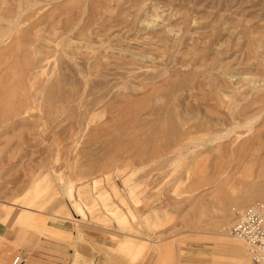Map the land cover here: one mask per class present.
<instances>
[{
	"label": "rangeland",
	"instance_id": "374dc122",
	"mask_svg": "<svg viewBox=\"0 0 264 264\" xmlns=\"http://www.w3.org/2000/svg\"><path fill=\"white\" fill-rule=\"evenodd\" d=\"M263 198L264 0H0V264H258Z\"/></svg>",
	"mask_w": 264,
	"mask_h": 264
},
{
	"label": "built area",
	"instance_id": "2783aa9c",
	"mask_svg": "<svg viewBox=\"0 0 264 264\" xmlns=\"http://www.w3.org/2000/svg\"><path fill=\"white\" fill-rule=\"evenodd\" d=\"M234 221L227 232L241 241L248 249L255 263L264 264V198L258 199L244 208L233 207ZM19 256L14 264H21Z\"/></svg>",
	"mask_w": 264,
	"mask_h": 264
},
{
	"label": "crops",
	"instance_id": "0c3cea01",
	"mask_svg": "<svg viewBox=\"0 0 264 264\" xmlns=\"http://www.w3.org/2000/svg\"><path fill=\"white\" fill-rule=\"evenodd\" d=\"M46 224L49 228L59 230V231L63 232L64 234H68V233L72 232V230H71V228H69V224L67 222L61 221L57 218L56 219L47 218ZM73 233L75 234L74 231H73ZM45 238L47 239V242H49V244L52 245V247L50 249L53 250V252L66 253L70 250L72 253H74L73 250L71 249V247H69V243H71L73 241L72 238L69 239L67 237H58V236L55 237V236H48V235H45ZM75 242H78V243L81 242V234L80 235L78 234L77 240L74 241V243ZM6 244H9V243L8 242L6 243L5 239L2 238V241L0 239V259L1 260H7V258L9 257L8 255L11 253L10 248L9 249L5 248ZM87 253H88V251H87ZM19 256H21L23 258V262L21 264H24L25 257H24L22 252H19L15 255L11 264H14L16 259Z\"/></svg>",
	"mask_w": 264,
	"mask_h": 264
},
{
	"label": "bare ground",
	"instance_id": "6f19581e",
	"mask_svg": "<svg viewBox=\"0 0 264 264\" xmlns=\"http://www.w3.org/2000/svg\"><path fill=\"white\" fill-rule=\"evenodd\" d=\"M18 15V14H17ZM20 17V16H19ZM15 23V22H14ZM11 27V26H10ZM4 30V29H3ZM251 121V120H250ZM247 123V122H246ZM253 123V122H252ZM244 125V124H243ZM242 126V125H241ZM240 127V126H239ZM235 128V127H234ZM237 128V127H236ZM232 130H234L233 128H232ZM260 137H261V135H259ZM203 146V145H202ZM241 243V242H240ZM244 243V242H243ZM245 244V243H244ZM246 245V244H245ZM246 248H247V246H246ZM247 251H248V249H247ZM240 254L242 255V253L240 252ZM248 255H249V252H248ZM250 256V255H249ZM251 258V257H250ZM252 259V258H251ZM78 264V263H77Z\"/></svg>",
	"mask_w": 264,
	"mask_h": 264
}]
</instances>
